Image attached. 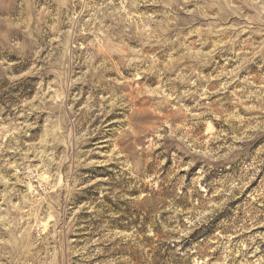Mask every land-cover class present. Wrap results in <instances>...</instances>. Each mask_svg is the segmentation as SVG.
I'll return each mask as SVG.
<instances>
[{
	"label": "rangeland",
	"instance_id": "rangeland-1",
	"mask_svg": "<svg viewBox=\"0 0 264 264\" xmlns=\"http://www.w3.org/2000/svg\"><path fill=\"white\" fill-rule=\"evenodd\" d=\"M0 264H264V0H0Z\"/></svg>",
	"mask_w": 264,
	"mask_h": 264
}]
</instances>
